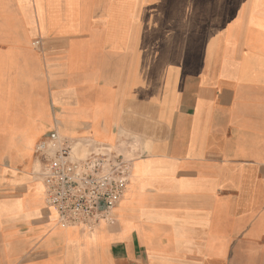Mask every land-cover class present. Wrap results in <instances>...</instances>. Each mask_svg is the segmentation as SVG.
I'll return each mask as SVG.
<instances>
[{
	"label": "crops",
	"instance_id": "0c3cea01",
	"mask_svg": "<svg viewBox=\"0 0 264 264\" xmlns=\"http://www.w3.org/2000/svg\"><path fill=\"white\" fill-rule=\"evenodd\" d=\"M53 128L130 160L110 221L55 225L35 151ZM248 258L264 264V0H0V264Z\"/></svg>",
	"mask_w": 264,
	"mask_h": 264
},
{
	"label": "built area",
	"instance_id": "2783aa9c",
	"mask_svg": "<svg viewBox=\"0 0 264 264\" xmlns=\"http://www.w3.org/2000/svg\"><path fill=\"white\" fill-rule=\"evenodd\" d=\"M35 151L45 161L40 171L43 197L56 216L55 225L92 229L110 221L128 183V158L107 146L80 156L74 142L56 128L38 141Z\"/></svg>",
	"mask_w": 264,
	"mask_h": 264
},
{
	"label": "rangeland",
	"instance_id": "374dc122",
	"mask_svg": "<svg viewBox=\"0 0 264 264\" xmlns=\"http://www.w3.org/2000/svg\"><path fill=\"white\" fill-rule=\"evenodd\" d=\"M121 26H123V28L121 27ZM121 27V28H120ZM125 30H126V27L122 24V22H121V24H120V26H119V32H121V34L122 33H125ZM136 174V173H135ZM247 264H255V259L254 258H248V260H247Z\"/></svg>",
	"mask_w": 264,
	"mask_h": 264
}]
</instances>
